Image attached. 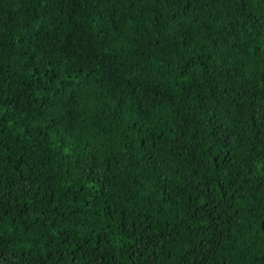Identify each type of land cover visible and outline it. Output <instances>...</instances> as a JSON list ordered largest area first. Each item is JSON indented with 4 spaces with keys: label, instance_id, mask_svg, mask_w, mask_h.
<instances>
[{
    "label": "trees",
    "instance_id": "obj_1",
    "mask_svg": "<svg viewBox=\"0 0 264 264\" xmlns=\"http://www.w3.org/2000/svg\"><path fill=\"white\" fill-rule=\"evenodd\" d=\"M0 264H264V0H0Z\"/></svg>",
    "mask_w": 264,
    "mask_h": 264
}]
</instances>
